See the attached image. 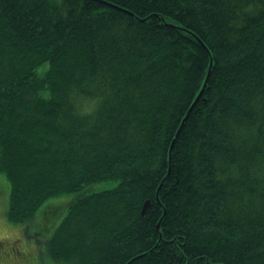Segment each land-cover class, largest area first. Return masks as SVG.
Masks as SVG:
<instances>
[{"label": "trees", "instance_id": "16d2710c", "mask_svg": "<svg viewBox=\"0 0 264 264\" xmlns=\"http://www.w3.org/2000/svg\"><path fill=\"white\" fill-rule=\"evenodd\" d=\"M0 174L22 226L118 181L50 264H264V0H0Z\"/></svg>", "mask_w": 264, "mask_h": 264}, {"label": "rangeland", "instance_id": "374dc122", "mask_svg": "<svg viewBox=\"0 0 264 264\" xmlns=\"http://www.w3.org/2000/svg\"><path fill=\"white\" fill-rule=\"evenodd\" d=\"M117 183V180L103 181L75 193L51 198L39 208L38 216L28 227L13 225L7 221L5 211L9 198V184L0 174V264H50L45 240L52 236L63 214L66 213L68 204L79 195L113 189ZM54 205H60V208L63 206L61 214L49 217L48 221L44 220L42 217L45 210L52 211L56 208Z\"/></svg>", "mask_w": 264, "mask_h": 264}, {"label": "water", "instance_id": "95a60500", "mask_svg": "<svg viewBox=\"0 0 264 264\" xmlns=\"http://www.w3.org/2000/svg\"><path fill=\"white\" fill-rule=\"evenodd\" d=\"M147 205H148V204H145L144 207H143V210H142V216H144V213H145V210H146V208H147Z\"/></svg>", "mask_w": 264, "mask_h": 264}, {"label": "bare ground", "instance_id": "6f19581e", "mask_svg": "<svg viewBox=\"0 0 264 264\" xmlns=\"http://www.w3.org/2000/svg\"><path fill=\"white\" fill-rule=\"evenodd\" d=\"M187 117V116H186ZM184 122V121H183Z\"/></svg>", "mask_w": 264, "mask_h": 264}]
</instances>
